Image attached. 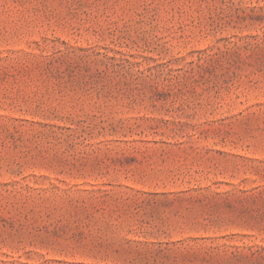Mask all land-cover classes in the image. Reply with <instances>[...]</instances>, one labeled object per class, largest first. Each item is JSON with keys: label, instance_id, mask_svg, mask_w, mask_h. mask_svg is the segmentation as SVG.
<instances>
[{"label": "rangeland", "instance_id": "374dc122", "mask_svg": "<svg viewBox=\"0 0 264 264\" xmlns=\"http://www.w3.org/2000/svg\"><path fill=\"white\" fill-rule=\"evenodd\" d=\"M0 264H264V0H0Z\"/></svg>", "mask_w": 264, "mask_h": 264}]
</instances>
